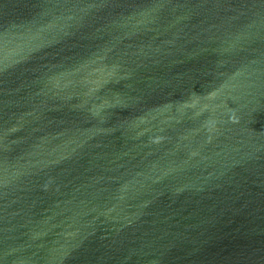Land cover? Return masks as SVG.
<instances>
[{
    "label": "water",
    "instance_id": "water-1",
    "mask_svg": "<svg viewBox=\"0 0 264 264\" xmlns=\"http://www.w3.org/2000/svg\"><path fill=\"white\" fill-rule=\"evenodd\" d=\"M0 264H264V0H0Z\"/></svg>",
    "mask_w": 264,
    "mask_h": 264
}]
</instances>
